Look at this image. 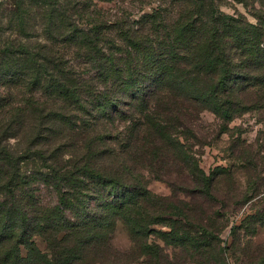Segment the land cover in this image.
<instances>
[{"label":"trees","instance_id":"trees-1","mask_svg":"<svg viewBox=\"0 0 264 264\" xmlns=\"http://www.w3.org/2000/svg\"><path fill=\"white\" fill-rule=\"evenodd\" d=\"M111 1L0 4V264H227L225 209L263 193L257 154L232 147L253 185L242 192L231 170L206 174L196 148L204 112L224 133L264 110V0L255 23L227 0H157L137 19L99 6ZM118 223L127 254L111 245ZM263 224L264 204L229 249Z\"/></svg>","mask_w":264,"mask_h":264},{"label":"rangeland","instance_id":"rangeland-1","mask_svg":"<svg viewBox=\"0 0 264 264\" xmlns=\"http://www.w3.org/2000/svg\"><path fill=\"white\" fill-rule=\"evenodd\" d=\"M138 0H112L111 2L99 3V6L112 14L119 13L120 10H126L131 12L134 19H137L141 13L150 12L154 7L157 6V0H147L146 3H139ZM0 4L7 9L12 8V0H0ZM145 4V5H144ZM257 6L256 1L248 0V7H244L243 4L237 3L233 0H227L220 9L227 14L241 13L250 22L255 23V19L250 15L252 11V6ZM112 18V17H111ZM261 46L264 48V38ZM203 127L208 130L211 135H209L208 140L205 145L197 147L198 159L200 168L209 174L217 167L227 168L231 172L235 173L236 184L240 187L239 189L243 192L249 187V184L256 182L259 186L260 192L262 194L252 198L245 202L242 206L236 207L233 211H227L225 209L224 223L226 227L222 230L220 235L221 247L223 250V257L227 264H257L254 262L257 254L256 252L262 248L264 250V224L257 227V230L253 236L247 235L243 230L239 231L240 239L242 240L243 247L247 243V240L251 242L252 245L248 247L247 250H232L229 249L234 237L232 234V227H240L242 220L247 215H253L256 213L257 208L264 204V110L251 111L248 112L235 120H233L229 126L228 131L224 133H219V127L217 125L215 116L210 112H204L202 114ZM240 142L241 146H249L252 152H256L257 160L256 167H258V177L259 179L252 180L251 183L248 182L245 173L246 163H241L236 160L235 155L232 152V147L236 142ZM256 177L257 175L254 174ZM225 182H221V188L224 190ZM256 185V184H255ZM149 190L160 196H169L171 194V189L169 186L163 182L152 181L149 184ZM251 194L252 192L249 191ZM262 200V201H260ZM262 202V203H259ZM160 245L163 246L161 241ZM111 245L120 253H129L132 250V242L127 232L123 226L118 223L114 234L111 237ZM39 246L43 249L44 245L39 243ZM261 251V250H260ZM24 252V251H22ZM171 257L182 256L180 251H167ZM142 259H139L135 264H143ZM191 262V261H190ZM189 264H197V260Z\"/></svg>","mask_w":264,"mask_h":264}]
</instances>
